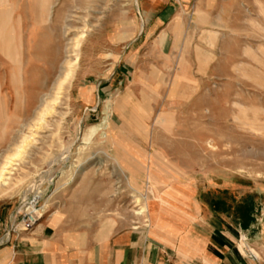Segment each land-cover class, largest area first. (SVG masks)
Wrapping results in <instances>:
<instances>
[{
  "label": "rangeland",
  "instance_id": "rangeland-1",
  "mask_svg": "<svg viewBox=\"0 0 264 264\" xmlns=\"http://www.w3.org/2000/svg\"><path fill=\"white\" fill-rule=\"evenodd\" d=\"M8 1L0 0L12 45L6 53L0 42L3 226L32 196L41 219L81 240L146 223L151 201L167 203L170 190L229 186L264 199V0H218L212 24L189 0L188 35L182 29L166 55L155 44L144 50L121 85L116 40L128 34L117 32L137 0ZM110 76V93L97 94Z\"/></svg>",
  "mask_w": 264,
  "mask_h": 264
},
{
  "label": "crops",
  "instance_id": "crops-1",
  "mask_svg": "<svg viewBox=\"0 0 264 264\" xmlns=\"http://www.w3.org/2000/svg\"><path fill=\"white\" fill-rule=\"evenodd\" d=\"M192 1L191 8L205 15L204 23L212 24L218 0ZM188 3L137 0L132 16L117 32L128 36L116 40L121 46L117 55L121 76L115 84L121 85L123 73L134 70L144 50L155 44L166 55L182 29L188 35ZM12 9L11 5L14 35ZM112 86L110 76L94 90L108 94ZM5 218L0 211V231L8 230ZM0 264H264V199L229 186L211 188L209 195L202 188L193 193L170 190L167 203L151 201L146 223L93 240L75 239L59 232L54 221L41 219L28 232H9L0 244Z\"/></svg>",
  "mask_w": 264,
  "mask_h": 264
},
{
  "label": "bare ground",
  "instance_id": "bare-ground-1",
  "mask_svg": "<svg viewBox=\"0 0 264 264\" xmlns=\"http://www.w3.org/2000/svg\"><path fill=\"white\" fill-rule=\"evenodd\" d=\"M6 8L7 7L5 6V3L3 4V6L0 5V42H1L2 48L6 47V49H7L6 53H9L12 49V47H11L12 45L9 41V35H8L7 29H6V21H7V17H8V10ZM69 64H70V62H67L68 67H67V72L65 74L66 77L69 76V74H70ZM63 82H64V80L57 82V84L55 86V97L53 99H51V101L47 103V106L45 107V109L42 112H40L41 114L38 117L40 122L42 120H44V118L47 116V114L51 113V110L53 108V104L58 102V100H57L59 98L58 94H60V90L63 86ZM109 107H110V102L108 99V101L106 103V108H105V116H104L101 124H99V126H98V129L100 131L99 136L102 139L108 138V135L110 133L109 124L106 123V115H107V112L109 110ZM28 139H29L28 136L23 137V139L20 142V145L17 146V153L16 154L23 153V149L26 147L25 145L27 144ZM7 171H9V170H8V167H6V166H3L0 168V185L6 184V181L8 179V177H7L8 172ZM142 213H143V209L136 210L137 215H140Z\"/></svg>",
  "mask_w": 264,
  "mask_h": 264
},
{
  "label": "built area",
  "instance_id": "built-area-1",
  "mask_svg": "<svg viewBox=\"0 0 264 264\" xmlns=\"http://www.w3.org/2000/svg\"><path fill=\"white\" fill-rule=\"evenodd\" d=\"M43 211L38 203V197L32 196L24 203V208L19 211V219L13 225L8 227L7 233L4 234V238L0 239L6 241L9 232H26L29 231L41 218Z\"/></svg>",
  "mask_w": 264,
  "mask_h": 264
}]
</instances>
